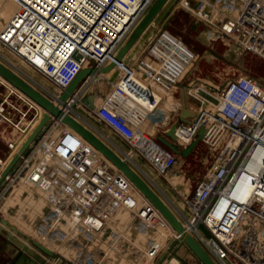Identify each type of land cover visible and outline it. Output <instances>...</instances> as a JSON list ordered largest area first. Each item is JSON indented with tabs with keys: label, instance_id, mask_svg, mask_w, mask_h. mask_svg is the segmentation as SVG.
Wrapping results in <instances>:
<instances>
[{
	"label": "built area",
	"instance_id": "1",
	"mask_svg": "<svg viewBox=\"0 0 264 264\" xmlns=\"http://www.w3.org/2000/svg\"><path fill=\"white\" fill-rule=\"evenodd\" d=\"M155 1L0 0V49L13 51L62 92L84 68L115 63L126 36ZM181 7L207 26L211 44L230 42L224 45L236 46L264 62V0H182ZM184 46L180 39L171 42L158 37L147 47L148 59L135 66L117 64L111 89L94 112L162 176L176 167L177 156L146 128L164 96L173 92L182 71L193 62ZM99 80H86L69 101L72 108ZM21 99L28 109L25 118L34 107ZM217 100L211 111L200 109L194 117L178 122L177 144H191L204 129L201 143L217 150L211 169L187 201L190 229L218 264H264V86L241 76L229 81ZM81 139L67 130L45 139L34 163L23 159L19 174L6 179L25 184L39 181L40 188L52 190L61 200L63 214L78 216L82 232L85 227L95 236L110 231L112 239L117 238L109 219L117 204H128L123 198L131 186L121 184L118 172ZM20 142L10 143L9 150ZM55 154L73 167L66 177L56 170L45 171ZM152 210L148 206L135 210L134 229L143 232L144 227H152ZM149 250L148 256H153L152 246ZM93 257L89 254L86 264H94Z\"/></svg>",
	"mask_w": 264,
	"mask_h": 264
},
{
	"label": "rangeland",
	"instance_id": "2",
	"mask_svg": "<svg viewBox=\"0 0 264 264\" xmlns=\"http://www.w3.org/2000/svg\"><path fill=\"white\" fill-rule=\"evenodd\" d=\"M181 4H182V0H171L168 3L164 11H162L159 17L147 30L144 39H140V41L135 46L133 58H131V60H128V64L130 66H135L140 60H143L145 58L148 59L147 47L149 46L151 41L156 40L158 37H163L164 39L171 42L175 41L176 39H180L185 44L184 52L193 60L191 66L182 71L181 74L182 77L179 80L178 88L177 89L175 88L173 92L168 93L164 96V104L161 106L160 110L158 111V115L156 114V116H154L149 121V124L147 125L146 129L152 135L153 138H158V136H163L162 130L172 125L173 123L172 117H174L176 113L182 108L190 107L191 109H193L191 111L194 115H196L197 114L196 112H198L200 109H206L208 111L214 109L215 105L218 104L217 93L220 90H222L229 81L235 80L241 76L250 75L260 85L264 86L263 61L253 56L252 54L245 53L243 50H241L242 51L241 53L234 55V57H232L233 54L230 55V53L227 52V50L228 49L232 50L233 48L234 50L237 49V47L233 45H230L228 47L223 45H216L217 47V49H215L216 54L214 53L212 54V52L209 49L210 47H208L209 45H207L201 37V35L203 34L202 31H204L205 29L204 26L201 24L196 26L198 21L194 18V16L191 13L182 9ZM129 36L130 35L126 37L125 39L126 41L128 40ZM125 40L123 44L126 42ZM227 43L230 42H225L224 44ZM225 54H227V56L224 57V59L226 58L225 59L226 62L221 59V56ZM0 57H1L0 61L2 63H4V61H7L8 63L12 62L13 66L12 65L10 66L16 69V71H20V73H24V75H27L34 82H36L40 87L39 89L38 87L35 86L36 89L42 92L45 96L52 99L51 97L52 95H57L58 93L57 88H54V86L48 80H46L39 72L28 66L23 60H20L16 55L12 54L7 49H2L0 52ZM9 68L11 69V67ZM116 75L117 74L112 76L113 80L116 78ZM41 88L44 91L41 90ZM2 93H3V87L0 86V98ZM3 94H5V92ZM1 102L4 103L3 101ZM1 102H0V107H2L1 105H3ZM79 103L73 106V109L75 111L74 115L76 114V116L81 117L80 119H83L90 125L94 126L93 124L94 122L98 124L100 127L101 126L105 127L103 129H106L105 131L106 134H104L103 132L101 133L103 134L104 137H107V139L105 138L106 141L116 149L121 150L123 155L131 151L129 144L126 141H124V138L121 139L120 138L121 136L119 135L117 136L115 132L110 129L111 127H109L106 124L105 126L99 124L98 121L100 122L102 121L95 116L94 114L95 111H91V110L89 111V109L86 108L81 102ZM9 108H11V105L9 106ZM95 117L97 118L98 121L96 120ZM52 128L50 129L51 134L49 133L50 132L49 130V132L45 135V137L41 141L45 140V138L51 140L59 134V129H55V128L52 129ZM178 145H180V143H178ZM180 147L182 148V146ZM20 149L21 148H18L19 151L18 154H20ZM27 150H24V154L27 152ZM119 150L116 151L120 153ZM175 155L177 156L176 167L170 173L163 176L158 175L156 172H154L151 166L147 164L144 160H141L137 156V154H133V157L131 159L132 161H130V163H132L133 165L132 167L134 168V170L140 176H142L157 193H159L163 197V199L170 205L173 211L175 210L174 208H176L180 212V214L183 215L180 216L175 210V212L182 219V221H184L185 218L186 219L189 218L187 201L192 197L199 183H201L204 180L207 173L211 169L212 163L217 155V150L210 148L204 143H200L198 144L194 152L187 159H184L177 154ZM21 156L23 157V155ZM32 156L33 155L31 153L28 156V158L30 157L31 159ZM34 158L36 159V157ZM31 162L34 163V160L33 161L31 160ZM24 164L25 163L23 161V165L21 167H24ZM6 189L7 186L3 189L2 194L0 195V220L3 219L6 221L9 220L12 224L18 227L25 226L26 227L25 229H29L31 233L34 232L35 224L33 225V223H35L36 221H40L38 222V227L41 228L44 225L45 220L47 222L52 223L53 221L51 220L53 216L57 218V214H56L57 209L54 208L53 203H51L52 205H49L48 208L45 209L44 215L46 217H42L43 215L42 211L38 210L37 206L35 207V205L31 204L32 202L30 200H27L24 197H21V199L18 200L17 205L11 206V202H10L11 200L9 201L8 198H10L9 196L12 194L19 195L22 192H24L23 193L24 196L32 194L36 197L37 196L39 197V194L31 190L30 188L14 187L9 191H7ZM22 199L25 200L23 201ZM179 203H181L182 206H179ZM52 209L55 210L53 211ZM128 215H129L128 213H125V215L122 216L125 218L123 219L124 222L129 221L130 215L129 216ZM65 216H66L65 220L67 221H65L64 219L58 220V218L57 219L55 218L56 221H54L57 224V220H58V222H60L59 226H62V224L65 222H67L66 223L67 225L70 224V227H67L65 225L62 226L61 228L62 233H65L68 230V228H72L71 225L73 226L72 220H70L72 218L69 215L63 214L62 212V217L65 218ZM77 225L80 226V223L78 222ZM160 229H161L160 231L162 232L161 235L155 236L153 234L149 236L147 233L144 232L145 233L144 236L139 235L137 237H134L133 235L135 233L132 232L131 236H133L134 240L137 241L138 243L147 242L149 239L151 240L158 239V241L161 242L160 246L165 245L166 241L170 239L169 238L170 235L168 234L169 232L167 231L166 228H164V226H161ZM1 231H0V237L2 235ZM51 231L54 230L51 229ZM164 231L167 232L163 233ZM200 231L205 232L204 229L202 228L200 229ZM53 235H54L53 233L47 232L48 239H52L53 237L56 236ZM103 237H104L103 240H99V238H96L98 241L96 240L93 243V245L97 246L98 248L99 247L101 248V244L104 243L103 250L106 251L104 254L107 256L106 258L104 257L105 259L104 264H106L107 261H108L107 264L145 263L143 258H141V256L140 257L136 256L138 255V253H136L135 250L122 251L123 255L126 258L124 259V257L118 255L119 250L115 251L112 249L110 244L109 245L105 244L106 242L113 243V239L108 240V237H110V235L109 234L104 235ZM82 238L84 239V237ZM72 240H68V245H70ZM6 242L8 243L7 238L5 239V241L2 242L3 244L2 246H4ZM150 245L156 246L152 244V242H150L149 247ZM84 246L88 247L87 242H85V240H84ZM136 246L140 248L139 245ZM93 248L92 246L90 247L91 251L89 252V254L95 256L96 254L94 253V250L96 251V247L93 246ZM117 248H121V247H117ZM82 254L83 253L80 251L79 253L80 261L77 264H82L83 263L82 261H85L86 258L84 259ZM89 254H86V257ZM168 255L178 259L180 264H188L183 259L176 256V253L174 254L173 251L169 250ZM59 258H61L64 262L66 260L68 264H74L72 263V260L70 261L68 257L67 258L69 260L57 254L52 257H49L47 264H55L57 262V259ZM130 261H138V263H131ZM167 261L168 259L166 258L164 260V264L167 263ZM156 263L157 262H155L154 264ZM198 264L201 263L199 262Z\"/></svg>",
	"mask_w": 264,
	"mask_h": 264
},
{
	"label": "crops",
	"instance_id": "3",
	"mask_svg": "<svg viewBox=\"0 0 264 264\" xmlns=\"http://www.w3.org/2000/svg\"><path fill=\"white\" fill-rule=\"evenodd\" d=\"M171 1V0H170ZM169 1V2H170ZM168 2V3H169ZM168 5V4H167ZM166 5V6H167ZM166 6H165V8H166ZM191 6L192 7H194V3L193 2H191ZM164 8V9H165ZM164 9H163V11H164ZM187 10H189V9H187ZM189 13H190V10L188 11ZM196 19V18H195ZM198 22H197V24H196V26L197 25H199V24H201V25H203L204 26V31H202L203 32V34L201 35V37H202V39H203V41L207 44V45H209L208 47H210L209 49H210V51L212 52V54L214 53V54H216V50L215 49H217V47H216V45H223V46H226V45H224L223 43H214V44H211L210 42H209V40H208V37H207V29H206V25H204L201 21H199L198 19H196ZM147 32V31H146ZM146 32H145V34L142 36V38L141 39H144V37H145V35H146ZM140 41V40H139ZM152 42V41H151ZM150 42V43H151ZM137 45V44H136ZM135 45V46H136ZM135 46H134V48L131 50V52L129 53V56L124 60V63H128V60H131V58H133V56H134V49H135ZM226 47H228V46H226ZM225 49H227V48H225ZM214 52H213V51ZM227 52H231L230 53V55H232L233 54V50H230V49H228L227 50ZM226 52V53H227ZM234 55H236V54H233L232 55V57H234ZM215 56V55H214ZM227 56V54H225V55H223V56H221L222 58H224V57H226ZM229 57V56H228ZM1 58V57H0ZM18 58H20V57H18ZM146 59V58H145ZM226 59V58H225ZM223 60V59H222ZM225 61V60H224ZM1 62V61H0ZM25 62V61H24ZM226 62V61H225ZM4 65H6L7 67H11V69L12 70H14L15 71V73H17V74H19L22 78H24L26 81H28L29 83H31L33 86H36V87H38L39 89H40V87H39V85L36 83V82H34L30 77H28L27 75H24V73H20V71H16V69H14L12 66H13V64H12V62H10V63H8L7 61H4V63H3ZM10 65H12V66H10ZM115 74H118L116 71L114 72V74H112L111 76H102L101 77V79H105V80H109V82L111 81V79L110 78H112V76L113 75H115ZM247 76V75H246ZM248 77H250V78H252V76H248ZM113 80V79H112ZM31 81V82H30ZM114 81V80H113ZM94 85V84H93ZM0 86H2L3 87V93L5 92V94H1V98H0V102L1 101H3L4 102V104H5V102H8V103H12L13 105H15L16 106V108L18 109V110H15V109H13V108H9V107H7V109L5 110V113H3V114H1L0 113V157H5V156H7L8 154H9V152H10V150H9V147H8V145L10 144V143H17V142H19L20 140H21V142H20V147H22V144H23V142H25L28 138H29V136L31 135V133H32V130L31 131H28L27 132V130L25 131V132H23V130L25 129V128H27V125L29 126V125H31V121H33V128L35 127V124L36 123H38L39 124V122H40V117H36V119L34 118V116H35V114L36 113H34L33 111H31L30 113H28L27 115H26V117L24 118L23 117V113H26L27 112V105H26V103L24 102V101H22V99H21V97H17L16 95H13V94H9V89H7V87L0 81ZM178 86H179V84H178ZM178 86L176 87V89L178 88ZM89 89V88H88ZM41 90H43L42 88H41ZM175 90V89H174ZM44 91V90H43ZM82 91H84V90H82ZM48 92V91H47ZM87 92V91H86ZM84 95H85V93L79 98L80 99V102H81V99L84 97ZM7 98V99H6ZM99 101V102H98ZM100 101H101V99L100 100H97L96 101V103H97V105L100 103ZM2 103V102H1ZM82 103V102H81ZM3 104V103H2ZM80 104V103H79ZM96 105V109H97V106ZM2 106V105H1ZM4 106V105H3ZM3 108V107H2ZM183 109H187L189 112H191L192 113V111L191 110H193V109H191L190 107L189 108H182L181 110H179L177 113H176V115L174 116V117H172L173 118V121L175 120V118L180 114V112L183 110ZM90 111V110H89ZM196 111V110H195ZM162 112V111H161ZM160 114V113H159ZM163 114V113H162ZM71 115H73L74 117H76L81 123H83L88 129H90L91 131H93L96 135H98L100 138H102V139H104L105 141H106V139H107V137H104L103 136V134L101 133V132H103L104 134H106V129H103V128H105V127H103V126H99L98 124H96V123H94L93 122V124H94V126L93 125H90L89 123H87L86 121H84L83 119H80L81 117H78V116H76V114L74 115V112H71ZM161 116H163V115H161ZM195 116V115H194ZM33 118L35 119V120H33ZM96 118V117H95ZM96 120H97V118H96ZM186 120H187V118H186ZM98 121V120H97ZM96 121V122H97ZM99 122V124H101V125H104L105 126V124L104 123H102V122H100V121H98ZM97 122V123H98ZM35 123V124H34ZM55 126V125H54ZM52 129H54V127L52 128ZM55 129H59V127L57 128H55ZM111 130H113L114 132H115V134L118 136L119 135V133L115 130V129H113V128H110ZM62 130H66L64 127H62V126H60V129H59V132H62ZM100 130V131H99ZM50 134H51V130H50V132H49ZM49 134V135H50ZM120 136V135H119ZM56 137V136H55ZM106 138V139H105ZM121 139H123V137H120ZM45 139H47V138H45ZM125 140V139H124ZM158 140V139H157ZM44 141V140H43ZM43 141H41V142H43ZM41 142L37 145V147L34 149V151L32 152V157H31V160L33 161H35L36 159L34 158V157H36L37 158V155H39V147H40V144H41ZM107 142V141H106ZM108 143V142H107ZM175 144H177L176 142H174ZM109 145H110V143H108ZM178 145V144H177ZM71 144H69V146L68 147H66V148H68V149H70L71 148ZM112 148H114L115 150H119V149H116L115 147H113L112 145H110ZM178 146H182V148L183 147H185V145H182V144H180V145H178ZM197 148V147H196ZM195 148V149H196ZM120 151V155H121V157H124V158H126L125 157V155H123V153L121 152V150H119ZM131 153H132V151H130ZM129 152V153H130ZM194 152V151H193ZM41 158V157H40ZM19 159V158H18ZM17 160V159H16ZM30 160V157L27 159V161L28 162H30L31 161ZM98 160V159H97ZM99 161V160H98ZM98 161H94V162H98ZM130 161H131V159H130ZM12 164V163H11ZM47 164L50 166H53L54 168H53V170L55 171L56 170V174H58V175H60V176H67V174H69V173H71V169H73V167L71 166V164L70 163H68L66 160H64V159H62L61 157H59L58 155H54V156H52V158H51V161L50 162H47ZM130 165L131 166H133L132 165V163H130ZM47 172V171H46ZM122 184V183H121ZM11 187V188H10ZM14 187H21V188H30L31 190H33V191H35L37 194H39V196L41 195V198H43V197H45V198H47V194H46V192H45V190H43L45 187H43V188H40V186H39V182H37V181H35V182H33V181H30V183H28V184H25V183H23V182H21L19 179H17L16 181H15V183L14 184H12V186H9V188L10 189H12V188H14ZM33 188V189H32ZM9 189V190H10ZM23 193V192H22ZM20 196V194L18 195H10L9 197L10 198H8V200L11 202V204H13V203H15V200H17V197H19ZM34 197H36V196H34V195H30V198L29 199H27V200H30L32 203L31 204H33V205H35V207H36V204L32 201V199L34 198ZM38 197V196H37ZM57 198V197H56ZM108 201H109V199H107ZM123 200L124 201H127L128 202V204H125V203H121V204H118V207H117V211L116 210H114L113 212H114V214L111 216V219H109V222L112 220V221H116V220H120V222L118 223V225L117 226H111L113 229H114V232H116L118 235H117V238H113V243H111V242H106L105 244L106 245H111V247H112V249L113 250H115V251H117V250H119V254L118 255H121L122 257H124V259H126L125 258V256L123 255V252L122 251H131V250H135L136 251V253H138V255H136L137 257H140L141 256V258H143V260H144V262L146 263L147 261H148V263H146V264H154L155 262H157L156 264H161V263H159V262H161V260H162V258L164 257V256H166L167 255V250H168V242L170 241V239L172 238V236L174 235V232L171 230V228L167 225V223L164 221V220H162L161 219V217H160V220H157V222H158V224H155V221L154 222H151V224L152 225H154L153 227V230L151 231V229L149 228V229H147V228H145L144 227V229H143V232L141 231V229H134V227L132 226V224H131V222H132V220H134L135 219V216L133 215L134 213H135V210H141L144 206H148V207H151L153 210H154V212H153V210H152V212L149 214V217L150 218H152V217H155L156 219H157V213H156V211H155V209L150 205V204H148V202L142 197V196H140V194L136 191V190H133V189H131V192H130V194L128 193L127 194V197H124L123 198ZM55 202H54V208L55 209H57L56 210V214H57V218H58V220H62V219H66V216H65V218L64 217H62V202H61V200L59 199V201H58V198L56 199V200H54ZM41 203H42V205H41V207H37L38 208V210H40L43 206H45V200H41ZM129 203H134V205H133V207H128L129 206ZM111 205V204H110ZM171 205H172V203H171ZM179 206H182L181 205V203H179ZM55 209H53V211L55 210ZM182 209H183V207H182ZM129 210V211H128ZM175 210H176V208H175ZM68 211H70V207L68 208ZM124 212V213H123ZM125 213H128L129 215H130V218H129V221H123V219H125L124 217H122V216H124L125 215ZM178 214L179 215H181L180 214V212L178 211ZM177 214V215H178ZM121 215V216H120ZM128 215V216H129ZM72 219H70V220H72V223H73V226L71 225V231H73L72 233L74 234V238L75 237H77L78 238V242L81 244V242H80V240H79V238H80V235H83V237H85L87 240L89 239V237H88V235H87V233H89V229L88 228H83V231L84 232H81V229H80V226L79 225H77V223H78V220H76V219H79L78 218V216L77 215H73L72 213H71V216H70ZM122 217V218H121ZM56 218V217H55ZM55 218H54V221H56L55 220ZM56 218V219H57ZM58 220H57V224L55 223V222H53V225H54V227L57 229V228H61L62 226H67V227H69L66 223L67 222H65V223H63L62 224V226H59L60 225V222H58ZM131 220V221H130ZM65 221H67V220H65ZM8 222H10L9 220H8ZM11 223V222H10ZM75 223H76V225H75ZM12 224V223H11ZM13 226H15L14 224H12ZM109 225H110V223H109ZM161 226H164V228H166L167 229V231L169 232L168 234L170 235L169 236V240H167L166 241V243H165V245H161L160 246V244H161V242L160 241H158V239L157 240H151V239H149L147 242H137V241H135L134 240V238H133V236L134 237H137V236H139V235H141V236H144L145 235V233H147L149 236L150 235H161L162 234V232L160 231L161 229ZM18 230H21L22 232H23V234H21V233H18L17 235H19V237H18V240H17V238H13V241H14V245H17V246H20L19 248H21V246H24L27 242H29V241H32V240H37L38 242H40V243H42V244H44L43 242H42V240L40 239V238H36L35 236H34V233L32 234V232L30 233V230L29 229H25L26 227L24 226H15ZM6 228L7 227H5L3 224H2V221L0 220V231H1V233H2V235H1V239H0V263L1 264H47V262H48V260H49V257L48 256H46L41 250H39L38 248H36V247H32L31 249H28V250H30L29 252V254H27V252H24L23 254H22V256L19 258V260H16V257H17V255L19 254V248L17 247H15L13 244H11L10 246H8L7 248H6V250L5 251H3L2 249L5 247V244H4V246H2L3 244H2V242L3 241H5V239L6 238H8V236H11V232L9 231V232H5V230H6ZM73 228H75V230H73ZM79 229V230H78ZM119 229V230H118ZM148 231H149V233H148ZM167 231H164L163 233H165V232H167ZM107 232H110V231H107ZM106 232V233H107ZM132 232L133 233H135L133 236H131L132 235ZM145 232V233H144ZM105 233V234H106ZM55 234H56V232H55ZM86 234V235H85ZM102 235V234H101ZM101 235H98V237L97 238H101L102 236ZM112 240V237L110 236V237H108V240ZM96 240L95 239H90V245H88V247H86V249H84L83 251L86 253V254H89V252L91 251L90 250V247L92 246V248H93V246L95 247V245H92L94 242H95ZM77 242V241H76ZM150 242H152V244H154V245H156V246H153L152 245V248L155 250L154 251V254H153V256H148V253H149V249H150V247H151V245H150V247H149V244H150ZM79 243H77L78 244V248H79ZM89 244V243H88ZM44 245H46V244H44ZM116 245V246H115ZM136 245H139L140 246V248H138ZM103 246H104V243H102V245H101V248H100V250H99V252L97 251V253H95L96 255L93 257V263L94 264H104V262H105V259H104V257L106 258L107 256L104 254L106 251H104L103 250ZM46 247L48 248V247H50V246H48V245H46ZM81 247V246H80ZM117 247H121V248H117ZM30 248V247H29ZM167 248V249H166ZM49 249H51L52 251H54L57 255H59L58 254V250H56L55 249V247H50ZM94 249V248H93ZM74 250H75V248H74ZM77 250V249H76ZM76 250H75V252H76ZM161 250V251H160ZM164 250V251H163ZM179 250V248H177L176 246H173L172 247V249H171V251H174V252H176V254H177V251ZM144 251V252H143ZM122 253V254H121ZM56 254H54V255H56ZM169 254V253H168ZM103 255V256H102ZM178 257L179 258H181V259H183L185 262H187L188 264H198V262H197V260L191 255V254H189L188 253V250L186 249V248H182L180 251H179V253H178ZM143 256V257H142ZM169 256V255H168ZM61 257H65V258H67L66 256H62L61 255ZM68 259V258H67ZM74 259H76V257H71L70 258V261L72 260V263H74V264H76L75 262H74ZM84 259H85V257H84ZM69 260V259H68ZM18 261V262H17ZM108 262V261H107ZM107 262H106V264H107ZM131 263H138V261H130ZM141 263V262H140ZM145 263H143V264H145ZM55 264H68L67 263V261L65 260V262L61 259V258H59V259H57V262L55 263ZM165 264H180L179 263V261H178V259H176V258H174V257H172V259L171 260H169V261H167V263H165Z\"/></svg>",
	"mask_w": 264,
	"mask_h": 264
},
{
	"label": "water",
	"instance_id": "4",
	"mask_svg": "<svg viewBox=\"0 0 264 264\" xmlns=\"http://www.w3.org/2000/svg\"><path fill=\"white\" fill-rule=\"evenodd\" d=\"M169 1L170 0L155 1L138 25L134 28L133 33L131 34L128 41L125 42L118 51V54L115 57L117 62H121L126 57L130 49L136 45L137 41L141 39L144 33L159 17ZM114 66L115 63L100 68H84L67 89L63 90L62 92L58 91L57 95L51 96V99L45 96L42 92L36 89L35 86L26 81L20 75L15 73L12 69L0 62V76L45 110L42 113V119L39 124L37 123L35 125L29 138L22 144L20 154L23 155V158L21 159V157H19V159L16 158L17 160H13L12 164H9V166L1 175L0 195L8 184V182L5 181L6 176L14 175L23 165V159L27 158L49 132V130L55 124H57V122H60L68 126L80 137L91 144L101 155H103V157L109 160L119 171H121L122 174L138 189V191H140L153 204L156 210L166 219V221L176 233V236L170 240V247L175 245L177 248H180L182 245H186L188 249L198 258L201 264H216L206 252V250L202 247V245L188 232L182 222H180V220H178L170 208H168L157 192L152 189L148 182L134 170L127 160L122 158L109 144L106 143V141L88 129L73 115H71V112L75 113V111L69 101L77 93L81 84L89 77H95L100 74L109 73L114 68ZM109 84L110 83H108L105 79H100L97 83L90 86L84 97L81 99L82 104L89 110L95 111V102L97 100L103 99L104 95L110 91L111 86ZM69 108L70 110L65 112L66 109ZM188 117H194V114L189 112L187 109H183L175 118L172 125L162 130L163 136H158L160 143H162L175 154L180 155L185 159L191 155L197 145L202 141L205 133L204 129H201L197 138L187 148H181L175 144L174 142L176 141L178 122L186 121V118ZM24 150H27L25 154ZM2 223L4 225L6 224L4 220H2ZM108 234L109 233L107 232L106 235ZM10 240L12 241V239ZM29 243L35 245L37 248L43 251L46 256H54V253L49 251L44 246H41L38 242L30 241L22 247V251L17 255L16 260H18L24 252L28 251L30 246ZM175 253L176 252H174V254ZM167 259L168 261L171 260L172 256H168ZM160 263L164 264V259Z\"/></svg>",
	"mask_w": 264,
	"mask_h": 264
},
{
	"label": "bare ground",
	"instance_id": "5",
	"mask_svg": "<svg viewBox=\"0 0 264 264\" xmlns=\"http://www.w3.org/2000/svg\"><path fill=\"white\" fill-rule=\"evenodd\" d=\"M155 3V2H154ZM153 3V4H154ZM151 8V7H150ZM149 8V9H150ZM148 9V10H149ZM147 13V12H146ZM145 13V14H146ZM144 17V16H143ZM133 33V32H132ZM132 33H130L129 35L131 36V34ZM145 34V33H144ZM128 36V35H127ZM126 36V37H127ZM130 36H129V38H130ZM128 38V39H129ZM142 38V37H141ZM126 39V38H125ZM126 41V40H125ZM128 41V40H127ZM126 41V42H127ZM139 42V40L137 41V43ZM136 43V44H137ZM124 44L122 43V45L120 46V49H121V47L123 46ZM135 46V45H134ZM134 46L130 49V51L128 52V54L126 55V57L121 61V62H117V60H116V58H115V66H114V68L109 72V73H106V74H100V75H97V76H95V77H92L93 79L94 78H96V77H98L99 79H101V77L102 76H111L112 74H114V72L116 71V69L118 68V66H117V64H119V63H124V60L129 56V53L131 52V50L134 48ZM1 50H2V48L0 49V52H1ZM8 51H10L12 54H14L15 55V53L13 52V51H11V50H8ZM117 54H118V52L116 53V56H117ZM7 56V55H6ZM115 56V57H116ZM20 60H23L22 58H19ZM221 59H223V60H225L224 58H222L221 57ZM24 61V60H23ZM226 61V60H225ZM26 63V62H25ZM88 68H94V67H88ZM111 80H112V78H110ZM0 81L9 89V94H13V95H16L17 97L19 96V97H21V98H26V99H28L29 101V103L34 107V109L32 110L34 113H38V116L35 114V116H37V117H40V121H41V119H42V113L45 111L42 107H40L38 104H36L35 102H33L30 98H28L24 93H22L20 90H18L17 88H15V87H13L9 82H7L4 78H2L1 76H0ZM108 83H110L109 82V80H106ZM86 82V80L81 84V86L84 84ZM111 84V83H110ZM109 84V85H110ZM80 86V87H81ZM67 89V88H66ZM108 93H106L104 96H106ZM102 100V99H101ZM99 102V101H98ZM97 102V103H98ZM97 103L95 102V104L97 105ZM4 104V103H3ZM164 104V101H163V103H162V105ZM161 105V106H162ZM7 106H8V102H5V104H4V106H3V108L2 107H0V113L1 114H3V113H5V110L7 109ZM98 106V105H97ZM86 107V106H85ZM87 108V107H86ZM98 108V107H97ZM161 108V107H160ZM2 109H3V111H2ZM70 110V108L69 109H66V111L65 112H68ZM97 110V109H96ZM160 110V109H159ZM158 110V111H159ZM157 115H158V113H157ZM53 118V117H52ZM76 118V117H75ZM34 119V118H33ZM182 122V121H181ZM83 124V123H82ZM60 126H62V127H64L67 131H69V132H71L72 134H74L75 136H77L78 138H82V137H80L75 131H73L72 129H70L68 126H66V125H64V124H62V123H60V122H57V124H55V126H53L54 128H58L59 127V129H60ZM26 130H27V132L28 131H31V130H33V121H31V125H27V128H25ZM26 130H24V131H26ZM197 138V137H196ZM195 138V139H196ZM158 139V138H157ZM194 139V140H195ZM86 145H88V146H90L94 151H96L101 157H102V159H104L115 171H117L118 172V175H119V177H118V181L120 180V183H127L129 186H131V188L130 189H133V190H136L139 194H140V196H142L147 202H148V204H150L154 209H155V211H156V213H157V219L155 218V217H152L151 218V222H154L155 221V224H158V222H157V220H160V217H161V219L162 220H164L166 223H167V225L171 228V230L174 232V235L172 236V238L174 237V236H176V233H175V231H174V229L170 226V224L166 221V219L156 210V208L153 206V204L140 192V191H138V189L122 174V172L121 171H119L109 160H107L105 157H103V155H101L91 144H89L86 140H84L83 138L81 139ZM104 140V139H103ZM193 140V141H194ZM105 141V140H104ZM159 141V140H158ZM192 141V142H193ZM160 142V141H159ZM176 142V141H175ZM191 142V143H192ZM202 142V141H201ZM200 142V143H201ZM107 143V142H106ZM199 143V144H200ZM108 144V143H107ZM190 144H188L187 146H185V147H183V148H187L188 146H189ZM18 146V147H17ZM17 146H15L14 147V149L13 150H10V152H9V154L7 155V159L5 158L4 160H1V158L2 157H0V178H1V175L3 174V172L4 171H2V169L3 170H6V168L9 166V164H11L12 162H13V160H15L16 158H19V157H21V159L23 158L20 154H18V148H21L20 147V143L17 145ZM198 146V145H197ZM115 150V149H114ZM195 150V149H194ZM116 151V150H115ZM117 152V151H116ZM118 153V152H117ZM174 153V152H173ZM193 153V152H192ZM191 153V154H192ZM119 154V153H118ZM133 154L134 153H127V154H125V155H127V156H125L126 158H124V157H122V158H124L125 160H127V162L130 164V159H132V157H133ZM120 155V154H119ZM54 156V155H53ZM121 156V155H120ZM180 156V155H179ZM183 158V157H182ZM185 159V158H184ZM31 160V159H30ZM132 161V160H131ZM24 167H20L19 169H18V171L14 174V175H12V176H16V175H18L19 174V172L23 169ZM53 166H49L48 164H46V166H45V171H50V172H53L54 170H53ZM120 173V174H119ZM122 179V180H121ZM150 179V178H149ZM5 181H7V179L5 178ZM16 181V180H15ZM15 181H13V182H11V183H9L8 181V184H7V191H9V189L11 188H9V186H12V184H14L15 183ZM37 182H39V181H37ZM40 183V182H39ZM33 189V188H32ZM153 189V188H152ZM11 190V189H10ZM43 190H45V192H46V194H47V198H45V197H43V198H41V196H39V197H34L33 199H32V201L36 204V206L37 207H41V205H42V203H41V200H45V206H43L40 210L42 211V217H46L44 214H45V209L46 208H48V206L49 205H52L51 203H53V205H54V200H56L57 198H56V195H53V193L51 192L52 190H49L48 188H44ZM24 193V192H23ZM23 193H21L20 194V196L19 197H17V200H15V203H13V204H11V206H14V205H17V203H18V200H20L21 199V197H24L25 199H29L30 198V194L29 195H26V196H24V194ZM160 197H161V199L165 202V204L168 206V208H170V210L175 214V216L178 218V220H180V222H182V224L184 225V227H186V229L188 230V232L192 235V230L190 229V225H189V223H190V219H188V221L186 220V218L184 219V221H182V219L177 215V213H178V210L176 209V212H175V210L173 211L172 209H171V207H170V205L163 199V197L159 194V193H157ZM39 198V199H38ZM24 199V200H25ZM23 200V199H22ZM23 200V201H24ZM110 201V200H109ZM109 201H108V203H109ZM116 203V202H115ZM117 204V203H116ZM121 204V203H120ZM111 205H113V203L111 204ZM118 205V204H117ZM133 205H134V203H129V206L128 207H133ZM175 209V208H174ZM53 210V209H52ZM129 211V210H128ZM57 213V212H56ZM124 213V212H123ZM180 216H183V215H180ZM54 218H55V216H53V218H52V220L51 221H53L54 222ZM183 218V217H182ZM4 220V219H3ZM2 221V220H1ZM5 222H6V224L4 225L3 223V225L5 226V227H7L6 228V230H5V232L7 231V232H11V236H8V238H7V240H8V243L6 242V244H5V247L2 249L3 251H5L6 250V248L8 247V246H10L11 244H13L14 245V241H13V238H17V240H18V237H19V235H17L18 233H21V234H23V232L21 231V230H18L15 226H13L10 222H8V221H6V220H4ZM131 221V220H130ZM133 221V220H132ZM38 222H40V221H36L35 223H33V225L35 224V227H34V232H32V233H34V236L36 237V238H40L41 240H42V242L44 243V244H46V245H48V246H50V247H55V249L56 250H58V254L59 255H62V256H64V255H66L69 259L71 258V257H76V259H74V262L77 264L79 261H80V258H79V253H80V251L83 253L82 255H83V257H85L86 258V253L83 251L84 249H86V247L84 246V240H85V242H87V245H90V239H95V240H97L96 238L98 237V235H96L95 236V234L93 233V234H90V233H88V234H90V236H88L89 237V239L87 240L85 237H84V239L82 238L83 237V235H80V238H79V240H80V242H81V244L78 242V238L77 237H75L74 238V232L73 231H71V228H68V230L65 232V233H62V231H61V228H55L54 227V225H53V222L51 223V222H47L46 220H45V223H44V225L41 227V228H39L38 227ZM120 222V220H116V221H110L109 223H110V225L111 226H117L118 225V223ZM32 225V224H31ZM69 227H70V224L68 225ZM150 226H152V227H150V229H151V231L153 230V226L154 225H150ZM51 229H53L54 231H51ZM73 230H75V228H73ZM47 232H50V233H53L54 235L53 236H55V237H53L52 239H48V237H47ZM55 232H56V234H55ZM73 232V233H72ZM82 232V231H81ZM89 232H91V231H89ZM148 233H149V231H148ZM86 235V234H85ZM18 236V237H17ZM193 236V235H192ZM103 236L99 239V240H103ZM171 238V239H172ZM10 239H12V241L10 240ZM73 239V240H72ZM170 239V240H171ZM195 239H196V237H195ZM68 240H72V242L70 243V245H68ZM197 240V239H196ZM32 241H35V242H38L37 240H32ZM77 241V242H76ZM98 241V240H97ZM198 241V240H197ZM30 242V241H29ZM88 242H89V244H88ZM170 242L171 241H169L168 242V250H167V255L166 256H164L163 258H162V260L164 259H166L167 257H168V253H169V250L171 251V249H172V246H175V245H172L171 247L169 246V244H170ZM28 243V242H27ZM41 246H44L45 248H47L46 247V245H44V244H42V243H40V242H38ZM77 243H79L80 245H79V248H78V244ZM175 243H177V242H175ZM30 244V243H29ZM174 244V243H173ZM93 245V244H92ZM102 245V244H101ZM16 248L18 247H20V246H17V245H14ZM36 247L35 245H33V244H30V248L29 249H31L32 247ZM81 246V247H80ZM22 247L23 246H21V248H19L18 250H19V253L22 251ZM50 247H48L47 249L49 250V251H51L52 253H54V254H56L54 251H52L51 249H49ZM96 247V251L94 250V253H97V251L99 252V250H100V247L98 248L97 246H95ZM203 247V246H202ZM37 248V247H36ZM74 248H75V250H76V252H75V250H74ZM182 248H186L187 250H188V253L189 254H191L196 260H197V262L199 263V260H198V258L188 249V247L186 246V245H182L180 248H179V250L177 251V256H179L178 255V253H179V251L182 249ZM204 248V247H203ZM39 249V248H38ZM205 249V248H204ZM40 250V249H39ZM206 250V249H205ZM30 250H28V251H26L27 252V254H29L30 252H29ZM43 252V251H42ZM207 252V251H206ZM44 253V252H43ZM208 254H209V256L211 257V255H210V253L209 252H207ZM64 254V255H63ZM46 255V254H45ZM212 258V257H211ZM213 259V258H212ZM19 260V259H18ZM161 260V261H162ZM214 260V259H213ZM18 262V261H17ZM83 263L82 264H86L87 263V259H85V261H82ZM216 264H218L216 261H214ZM146 263H148V261L146 262ZM160 263V262H159Z\"/></svg>",
	"mask_w": 264,
	"mask_h": 264
},
{
	"label": "flooded vegetation",
	"instance_id": "6",
	"mask_svg": "<svg viewBox=\"0 0 264 264\" xmlns=\"http://www.w3.org/2000/svg\"><path fill=\"white\" fill-rule=\"evenodd\" d=\"M232 50H233V54H236V55L242 52L240 48H237V49H235V50H234V48H233ZM230 53H231V52H230Z\"/></svg>",
	"mask_w": 264,
	"mask_h": 264
}]
</instances>
